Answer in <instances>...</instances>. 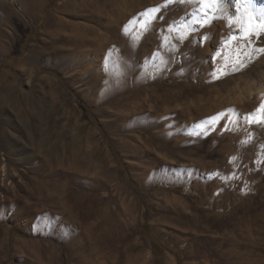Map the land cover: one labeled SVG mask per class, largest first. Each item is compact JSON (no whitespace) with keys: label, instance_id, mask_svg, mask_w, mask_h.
Listing matches in <instances>:
<instances>
[{"label":"rangeland","instance_id":"1","mask_svg":"<svg viewBox=\"0 0 264 264\" xmlns=\"http://www.w3.org/2000/svg\"><path fill=\"white\" fill-rule=\"evenodd\" d=\"M191 1L0 0V264H264V0Z\"/></svg>","mask_w":264,"mask_h":264},{"label":"bare ground","instance_id":"2","mask_svg":"<svg viewBox=\"0 0 264 264\" xmlns=\"http://www.w3.org/2000/svg\"><path fill=\"white\" fill-rule=\"evenodd\" d=\"M197 0H192L191 2L194 4ZM200 1V0H198ZM204 1V0H203ZM226 3H228L227 1L225 2V0H219V7L218 9L220 10V13L221 15L223 16V18L225 19L226 18V15H228V12H231V11H228L227 7L228 5H226ZM253 3V2H252ZM191 4V5H193ZM190 5V6H191ZM234 6V5H233ZM242 7V6H241ZM251 7V6H250ZM249 7V8H250ZM231 8V7H230ZM243 8V7H242ZM200 9V7H199ZM227 9V10H226ZM198 10V9H197ZM201 10V9H200ZM200 10H198L197 12H199ZM239 10V9H238ZM257 10V13L260 17H262L264 19V6L263 7H257L256 8ZM236 12V11H235ZM200 14V13H199ZM235 14V13H234ZM230 15H233V14H230ZM192 17V15H191ZM199 17V16H198ZM197 17V18H198ZM195 19V18H194ZM196 20V19H195ZM37 22V18H34L33 20V24ZM201 22V21H200ZM57 23H59V26L60 27H64L65 26V23L57 20ZM191 23V22H190ZM194 23V22H193ZM31 25V23H30ZM213 29V28H212ZM215 29V28H214ZM211 31V30H210ZM153 49V47H152ZM153 51V50H152ZM163 55V54H162ZM152 58V57H151ZM153 59V58H152ZM258 115V114H257ZM257 115L254 117L253 119V122H254V126H255V134L254 136L252 137V141H253V145H254V148H253V156L254 159L256 160L254 163H253V177H252V180H256L258 178L259 175H261L263 177L264 175V169L261 168V164H264V119L263 121L259 118H256ZM241 146H245V144H240ZM263 156V157H262ZM252 213L254 215H257L258 217L261 215L262 218H264V208L263 209H260V210H257V208L253 209ZM240 228V226H238ZM245 228H247V226H245ZM251 229V227H250ZM249 229V230H250ZM259 232L261 233V229H259ZM253 253H256V250L253 248V246H247V247H244L242 250H240L238 252V255L237 257L238 258H251V256L253 255ZM240 264H262L260 261H256V262H252L250 263L248 260H244V261H239Z\"/></svg>","mask_w":264,"mask_h":264},{"label":"snow or ice","instance_id":"3","mask_svg":"<svg viewBox=\"0 0 264 264\" xmlns=\"http://www.w3.org/2000/svg\"><path fill=\"white\" fill-rule=\"evenodd\" d=\"M203 2V0H202ZM243 3L245 4H251L252 3V0H242ZM207 3H219V0H207ZM262 27H264V22H262ZM261 109L264 110V105L261 106Z\"/></svg>","mask_w":264,"mask_h":264}]
</instances>
